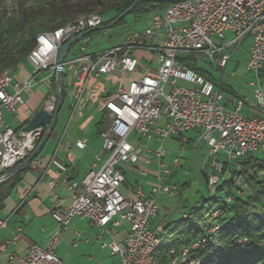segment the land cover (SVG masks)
<instances>
[{
  "label": "built area",
  "instance_id": "1",
  "mask_svg": "<svg viewBox=\"0 0 264 264\" xmlns=\"http://www.w3.org/2000/svg\"><path fill=\"white\" fill-rule=\"evenodd\" d=\"M8 1L11 8L6 17L16 11L20 2L29 4L31 0ZM103 22L102 17L93 14L39 34L27 57L32 68L27 77L17 81L9 71L0 74V180L33 151L47 129L40 128L33 134L14 131L4 125L2 111L13 114L23 104L22 92L46 80H39L40 74L48 72L49 77L55 76L58 50L82 33L103 27ZM226 33L233 37L224 42ZM247 37L251 38V45L246 71L254 80L247 83L246 88H252L256 100V104L249 105L250 117L240 114L244 104L241 100L232 108L222 104V94L215 86L179 61L193 55L196 60L205 57L216 63L222 72L231 57L224 53L225 49L242 44ZM89 40L86 35L77 41L79 52L71 60H65L62 69L63 72L77 67L79 94L76 103L91 79L114 72L134 74L139 69L135 52L154 53L157 71L131 80L103 105L106 116L98 137L102 151L109 153L99 169L92 165L80 181H74L69 178L67 166L54 155L46 158L39 154L30 163L31 168H40L46 161L47 166L54 167L56 178L48 185L53 187L56 182L66 185L71 202L50 212L56 227L43 247L30 244L21 258L10 256L9 260L18 259L20 264H63L55 253L60 233L77 217L87 220L96 230L98 240L108 238L109 242H103L101 248L116 256L118 264H201L198 252L208 246L216 251L223 231L232 230L237 221L210 226L179 248L173 247V241L165 242L166 235L158 236L165 233L164 226L151 229V221L157 213L153 196H179L177 186L163 181L170 172L161 162L165 157L162 142L173 136L184 144L187 142L184 134L201 130L199 143L204 141L208 151L197 172L209 194L213 195L223 182L229 181L240 198L250 191L249 184L241 176V162L254 157L258 150L264 151V0H180L167 3L162 11L153 12L148 26L126 33L119 44L107 50L88 54ZM178 82L193 87L178 86ZM166 86L170 88L168 93L164 92ZM42 107L50 117L53 115L54 92L48 94ZM162 114L168 120L163 128L155 123ZM132 137L144 146L153 140L158 144L153 151L157 162V170L153 173L156 182L149 196L139 185L124 188L125 177L119 165L134 167L148 162L146 156L137 153ZM84 143L79 140L74 145L83 149ZM195 152L198 156L199 144ZM178 164V159H174L173 168ZM140 175L146 177L148 172L140 169ZM231 199L227 196L225 201L229 203ZM220 215L216 210L211 216L218 218ZM6 224L7 219H0V229ZM18 241L19 235H12L11 242ZM164 243L167 247L160 252Z\"/></svg>",
  "mask_w": 264,
  "mask_h": 264
},
{
  "label": "rangeland",
  "instance_id": "2",
  "mask_svg": "<svg viewBox=\"0 0 264 264\" xmlns=\"http://www.w3.org/2000/svg\"><path fill=\"white\" fill-rule=\"evenodd\" d=\"M10 8L8 0L0 1V9L2 11L6 13ZM152 14L150 13L138 19L128 14L124 17L121 24L89 34L90 40L86 45L87 53L92 54L107 50L119 44L126 33L133 30H143L149 25ZM232 37L233 35L226 33L223 41H229ZM213 41L218 43L216 39H213ZM250 45L251 38L247 37L242 44L225 49L224 53L231 55V57L222 72L219 71L217 64L211 62L208 58L201 57L199 60H196L194 55L191 57L195 61V67L202 71L207 79L215 86L216 90L222 94V104L232 108L237 100H241L244 103L242 111L240 112L244 117L251 116L248 113L249 105L256 104L252 88H246V84L254 80L253 76L246 71ZM79 48L80 43L74 44L68 53V57L77 54ZM138 58L141 62L139 64V70L136 71L138 74L136 75H153L156 73L157 62L154 53L141 51ZM28 70H30V66L26 63L23 66V71ZM45 73L42 74L44 75ZM42 74L40 76H43ZM117 80L120 86L127 83L124 79ZM177 85L185 88L193 87L184 82H178ZM169 89V86H166L164 92L168 93ZM262 90L264 94V83L262 84ZM19 107L16 108L13 114L6 110L2 111L3 122L11 129L16 128V123H18L17 117L20 114ZM65 109V106H63L60 110L58 118L59 124L56 130H59V128L63 129L65 126L66 122H61L65 115ZM167 122L168 120L163 114L159 120L155 121L161 128ZM201 133V130H197L184 134V138L187 139V142L184 144L179 138L173 136L166 138L162 142L165 157L161 162L170 172V175L164 177L163 181L165 184H173L179 188V196H167L164 194L153 196L157 213L156 218L151 221V229L154 230L157 225L174 226L173 230L165 232L162 235L158 234L160 237L166 235L165 242L175 241L176 239H179L178 242H185L187 237H191L199 232L201 233L210 226L217 223L223 224L217 218L211 217V213L215 209L212 206V194H208L207 188L204 186L197 172V168H201L203 158L208 151V147L204 141L199 143ZM133 140L135 144H141L136 137H133ZM198 144L199 155L196 157L195 149ZM157 147L158 144L153 142L148 143L146 147L141 146L142 151L140 155L146 156L148 162L145 164L138 163L137 168L125 167L126 172L130 171L129 174L125 175V188L139 185L143 188L145 194L150 195V188L156 182L153 173L157 170V162L153 151ZM147 148L150 149L151 153H147ZM108 153L106 152V156H108ZM253 156L257 160L264 161L263 150H258ZM176 158L179 164L177 168H173V160ZM140 169L146 170L148 176H141ZM9 187L10 185L2 187V191H7ZM222 198L226 200L224 195H222ZM78 228L81 237L74 235V229L71 225L67 230H62L60 233L61 244L55 253L62 260L63 264H115L116 256H111L108 249L99 248L103 242H109L108 238L104 237L103 240H98L97 233L92 229H86L83 225L78 226ZM173 247H178L177 241L174 242ZM0 262L4 263L5 260L2 259Z\"/></svg>",
  "mask_w": 264,
  "mask_h": 264
},
{
  "label": "crops",
  "instance_id": "3",
  "mask_svg": "<svg viewBox=\"0 0 264 264\" xmlns=\"http://www.w3.org/2000/svg\"><path fill=\"white\" fill-rule=\"evenodd\" d=\"M68 53L66 61L71 60L74 56L68 57ZM140 54L141 51L134 53L139 64L141 62L138 58ZM23 66L13 74L14 80L23 81L32 71L30 64L28 71H23ZM76 68L64 69L62 72L64 100L61 108L65 106L66 111L61 122H66L65 126L63 129L56 130L59 124L58 114L54 131L45 143L40 155L46 158L54 155L59 162L67 166L70 180L80 181L92 165H95V169H99L107 158L106 152L102 151L101 141L98 137L106 116V112L102 109L103 105L113 98L120 88L127 87L131 80L138 79L140 76L136 75L137 72L131 75L114 72L111 75L93 78L89 81L80 101L76 103L79 94ZM45 78V81L22 92L23 104L19 107L20 114L17 117L18 123L13 129L14 131H23L24 125L43 106L48 94L52 92V77H49L48 72L39 76V80ZM117 79H124L127 83L120 86ZM79 140L85 141L83 149H78L74 145ZM131 140L140 155L141 146L146 147L147 145L135 144L133 137ZM151 142L157 144L154 140ZM67 145L71 146L68 147ZM147 150V153H151L150 149L147 148ZM96 157H99V160ZM125 167L137 168V166L120 164L119 168L124 177L130 173V171L126 172ZM55 178V169L52 166H47V161L40 168L29 167L19 174L2 210H0V219H7L6 227L0 229V260H5L4 263L0 262V264H20L18 259L9 260V257L21 258L30 244L40 247L45 245L49 235L56 227L50 212L68 206L71 202V196L66 185H61L59 182H56L53 187L48 185L49 181ZM70 225L74 229V235L78 237H81L78 228L80 225L96 232L94 228L89 226L86 219L75 217L71 219L67 228ZM15 234L19 235V241L12 243V235ZM86 243L88 242L86 241ZM99 248L106 249L101 248V245ZM60 261L62 262L61 259ZM118 262L119 259L116 257L115 264Z\"/></svg>",
  "mask_w": 264,
  "mask_h": 264
},
{
  "label": "trees",
  "instance_id": "4",
  "mask_svg": "<svg viewBox=\"0 0 264 264\" xmlns=\"http://www.w3.org/2000/svg\"><path fill=\"white\" fill-rule=\"evenodd\" d=\"M135 1L31 0L29 4L20 2L16 11L9 17H6L5 11L0 9V74L9 71L13 75L27 62V57L39 34L72 23L78 17L93 14L104 18L103 26H107ZM166 6L167 4L140 2L132 9L130 15L138 19L150 13L162 11ZM123 20L117 25L121 24ZM179 61L207 78L202 71L195 67V61L191 56ZM54 86L55 76L51 83L52 92H54ZM63 100L64 90L62 87V102ZM101 129L102 127L100 131ZM241 164L243 166L241 176L246 179L250 187L246 196L238 197L235 194L233 183L229 181L223 182L211 198L212 206L215 208L213 212L216 210L221 212L217 219L223 223L235 220L237 225L232 230L223 231L219 237V246L216 251H212L208 246L198 252V256L202 260L201 264H264V161L248 157L243 159ZM18 177L19 175L0 186V210H2ZM9 185L7 191H2V187ZM222 195L231 196V202L227 203L223 200ZM173 228L174 226H164L165 232H169ZM201 234L202 232H199L187 237L185 242H178L179 239L172 241H177V248H179ZM166 247V243L162 244L159 251L163 252Z\"/></svg>",
  "mask_w": 264,
  "mask_h": 264
},
{
  "label": "water",
  "instance_id": "5",
  "mask_svg": "<svg viewBox=\"0 0 264 264\" xmlns=\"http://www.w3.org/2000/svg\"><path fill=\"white\" fill-rule=\"evenodd\" d=\"M180 0H136L127 10H125L123 13H121L116 19H114L109 25L97 29L89 30L85 33H82L74 40L69 41L68 43L64 44L57 53V59H56V71H55V86H54V93L56 96V108L53 113V115L50 117L49 114L41 107L32 117L30 120L27 121V123L23 127L24 133H35L40 128H46V132L40 142L36 145V147L33 149V151L18 165H16L13 169H11L8 173V175L0 180V186L4 185L11 179H13L15 176L19 175L22 171H24L26 168L30 167V163L41 153L45 143L48 141V139L51 137L54 128L57 123V118L59 111L62 106V69L63 65L65 64V59L67 56L68 51L70 48L77 43L79 39L82 37L89 35L95 31L101 30V29H109L114 26H116L120 21L124 19L125 16L130 14L132 9L140 2H146V3H155V4H167L172 2H177ZM208 192V191H207ZM209 194V192H208Z\"/></svg>",
  "mask_w": 264,
  "mask_h": 264
}]
</instances>
